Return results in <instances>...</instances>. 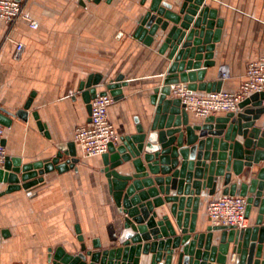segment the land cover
<instances>
[{
	"label": "crops",
	"instance_id": "crops-1",
	"mask_svg": "<svg viewBox=\"0 0 264 264\" xmlns=\"http://www.w3.org/2000/svg\"><path fill=\"white\" fill-rule=\"evenodd\" d=\"M21 1L26 17L39 23V27L33 29L28 19L14 26L0 21V106L15 114L32 95L34 101L28 121L14 118L12 126L6 128L7 157L19 158L23 164L47 161L55 157L59 144L74 142L76 129L89 122L80 85L92 74L104 76L99 92L119 75L125 76L128 86L123 88L124 98L115 101L109 110L120 138L136 133V118L149 134L155 111L151 96L157 87H162L172 63L169 51L160 53L165 32L159 31L152 46L134 37L153 0H87L85 5L74 0ZM166 1L179 12L184 0ZM205 6L216 9L218 19L224 21L221 40L216 44V66L208 69L205 82L221 80L226 70L231 78L223 81L222 91H237L247 65L264 58V0H206ZM18 44L25 46L21 57L16 55ZM194 92L207 94L202 90ZM34 112L39 113L49 137L39 130ZM190 116L191 125L203 124L204 118ZM263 124L264 117L259 125ZM77 150L81 159L77 171L51 172L31 190L0 197V231L10 232L0 241V264H50V255L60 247L69 253L79 251L77 225L89 246L95 239L108 245L110 227L117 234L122 232L124 217L102 172V156L87 157L79 146ZM259 167L245 168L241 176L232 172L233 182H248ZM118 170L134 173L131 163ZM148 173L151 178L161 176ZM6 189L7 184H0V193ZM222 189L220 184L214 196L203 190L198 232L214 225L208 206L223 196ZM176 194L171 191V195ZM156 210L160 217L170 215V204ZM170 217L179 234L176 219ZM256 217L257 209L253 208L250 226ZM218 237L216 233L214 244L220 243ZM232 248L233 244L228 264H233ZM180 251L175 252V262Z\"/></svg>",
	"mask_w": 264,
	"mask_h": 264
},
{
	"label": "water",
	"instance_id": "water-1",
	"mask_svg": "<svg viewBox=\"0 0 264 264\" xmlns=\"http://www.w3.org/2000/svg\"><path fill=\"white\" fill-rule=\"evenodd\" d=\"M205 2L184 0L179 12H175L172 3L153 0L141 18L134 37L152 46L159 31L165 32L160 53L169 51L172 63L162 87H157L151 96L155 111L150 133L136 118V133L122 137L118 144H110L109 151L102 155V172L124 217L122 232L117 234L110 227L108 245L95 239L89 246L77 225L80 250L69 253L60 247L50 255V264H228L231 244L233 264H264V129L259 125L264 117V93L243 101L238 112L207 117L201 125H191L186 106L172 96V86L180 84L192 92L223 89L222 79L205 82L208 69L216 66V44L224 26L223 19H218V11L205 6ZM80 3L85 5V1ZM203 66L205 69H201ZM124 79V75H119L101 92L98 86L104 80L102 74H92L81 83L89 121L92 101L98 96L111 95L116 102L124 98L123 88L128 86ZM33 97L15 114L0 106V124L10 128L14 118L28 121ZM33 117L39 130L49 137L39 113L34 112ZM57 149L52 159L35 163L23 164L19 158L7 157L0 168V184H7V189L0 197L31 190L51 172L77 171L81 159L75 142L59 144ZM129 163L134 173L123 174L118 170ZM255 166L261 167L248 182H233L232 172L241 176L245 168ZM148 172L161 176L151 178ZM220 184L224 187L223 195L247 198L248 218L253 208L257 209L254 225L243 230L211 225L205 232H198L202 192L214 196ZM172 190L177 194L171 195ZM166 204H170V215L176 219L179 234L170 215L160 217L156 210ZM216 233L218 245L213 243ZM9 236V231H0V241ZM177 249L181 251L175 262Z\"/></svg>",
	"mask_w": 264,
	"mask_h": 264
},
{
	"label": "built area",
	"instance_id": "built-area-1",
	"mask_svg": "<svg viewBox=\"0 0 264 264\" xmlns=\"http://www.w3.org/2000/svg\"><path fill=\"white\" fill-rule=\"evenodd\" d=\"M74 1L80 3L87 0ZM21 19H28L31 27L38 29L39 23L24 14V4L21 0H0V21L14 26ZM24 50L25 46L18 44L17 57H21ZM230 78L228 71L224 70L221 73L223 81ZM256 93H264V58L247 65L244 80L237 91L198 95L180 84L173 88L172 96L181 99L189 113L205 119L218 114L238 112L240 104ZM114 103L115 100L111 95L98 96L92 101L90 121L76 129L74 142L87 157L102 156L109 151L110 144L120 142L121 138L109 114L110 107ZM5 134L6 127L0 124V168L4 166L7 158ZM247 207V198L223 195L209 204L208 213L214 225L243 230L250 227Z\"/></svg>",
	"mask_w": 264,
	"mask_h": 264
}]
</instances>
